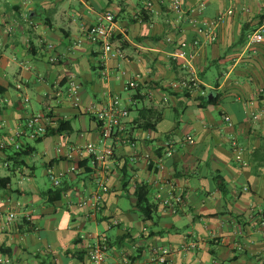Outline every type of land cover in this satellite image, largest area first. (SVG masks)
I'll return each instance as SVG.
<instances>
[{
	"label": "crops",
	"instance_id": "crops-1",
	"mask_svg": "<svg viewBox=\"0 0 264 264\" xmlns=\"http://www.w3.org/2000/svg\"><path fill=\"white\" fill-rule=\"evenodd\" d=\"M183 5L180 18L172 0H0V144L18 142L29 117L49 118L45 136L23 137L28 155L0 149V264H93L86 246L102 237L106 264H264V41H249L264 27V0ZM106 10L125 57L104 58L86 38ZM41 40L55 45L59 63ZM182 42L195 52L191 90L171 86L187 73L172 58ZM70 74L77 107L56 97ZM130 77L140 86L127 88ZM110 93L130 108L133 145L122 136L104 143L95 111ZM86 146L97 149L95 163L78 152ZM51 171L63 173L60 184ZM103 178L100 208L80 205ZM138 183L149 188L151 218L137 207ZM57 189L61 198L50 200ZM170 191L182 195L175 209L162 203ZM10 210L17 217L7 224ZM159 248L169 250L166 262L152 260Z\"/></svg>",
	"mask_w": 264,
	"mask_h": 264
},
{
	"label": "built area",
	"instance_id": "built-area-1",
	"mask_svg": "<svg viewBox=\"0 0 264 264\" xmlns=\"http://www.w3.org/2000/svg\"><path fill=\"white\" fill-rule=\"evenodd\" d=\"M203 4V3H202ZM152 6V2H146L145 8L148 9ZM172 7L177 13L178 17L187 16V10L183 5V0H172ZM142 16H140L141 18ZM223 18V16L221 17ZM220 18V19H221ZM28 19V18H27ZM220 19L216 21L215 24L220 22ZM214 28L211 29V31ZM11 30V28H9ZM201 30V29H200ZM117 25H116V15L111 10L103 11L99 16L97 21L90 25L85 30L86 38L96 45H98L103 52L104 58H119L125 57V53L122 49L120 39L117 37ZM210 32V31H209ZM213 33V32H212ZM212 33H208L209 38ZM249 41L251 44H257L264 41V27L258 31L249 35ZM42 44L45 45L47 50L51 51L49 55V62L57 64L60 62V55L55 51V45L49 41H42ZM201 44L199 39H196L193 42V48L199 47ZM195 52L190 49V44L187 42H182L178 47L173 51L172 58L176 61H181L182 66L187 69V73L184 74L180 80L174 81L171 83L173 88L181 87L185 90H191L198 87V79L192 71V59ZM123 73V72H122ZM122 73L116 74V78H121ZM106 78H110L111 74L107 70H104L103 73ZM140 81L137 78H127L125 80V86L127 88H137L140 86ZM58 96L59 102H64L70 104L71 106L77 107L81 102L80 95V83L77 81L74 74H70L67 83L64 85L63 89L58 91L56 97ZM95 114L102 125V134L105 138L104 143L107 139H112L114 137H123L126 142L133 145L134 142L129 137L127 122L130 116V108L126 105L122 98L115 94H109V99L107 104L95 111ZM229 121V119H227ZM47 121L49 118L46 114H36L29 117L24 125L22 131L16 133V140L18 142L14 143V139L11 138L10 141H5L0 144V149H4L8 146V142L11 146L15 147L16 150L20 149L23 146L22 139L26 137L30 140H38L41 137L45 136L48 132ZM21 141V142H20ZM15 145V146H14ZM236 146V141L234 142ZM81 154L87 152L91 156V161L95 163L98 159V153L95 146H86L77 149ZM175 151L173 143H169L165 154L171 156ZM104 154L109 157L113 154V146L107 144L104 149ZM74 169V167H72ZM63 173H54L50 172L51 180L55 185L60 184V178ZM98 185L100 191L93 193L92 197L87 198L85 201H82L80 205H84L85 202L91 204L92 208L98 209L103 203V194L109 191V186L107 185L106 178L99 179ZM183 202L182 195L174 194L172 191L166 197L162 198V203L166 206H169L172 209H175L176 206L180 205ZM17 217V212L15 210H10L6 214V223L10 224ZM106 250L107 242L106 238L102 237L97 239L95 242H90L86 246V251L89 259L93 264H106ZM152 260L157 262H166L169 255V250L166 248L155 249L153 252Z\"/></svg>",
	"mask_w": 264,
	"mask_h": 264
},
{
	"label": "trees",
	"instance_id": "trees-1",
	"mask_svg": "<svg viewBox=\"0 0 264 264\" xmlns=\"http://www.w3.org/2000/svg\"><path fill=\"white\" fill-rule=\"evenodd\" d=\"M240 39H243V34L241 35ZM213 100L214 99L212 98V99H208L205 101L211 102ZM150 126H152V125H150ZM53 132H55V131H53ZM26 147H27V145H23L20 149L15 150V152H13V154L9 158H14L17 160L19 157H23V156L28 155L30 151ZM4 149H6V148H4ZM4 149H2V150H4ZM123 185H124V187L127 186V181L124 180ZM51 192L52 191H48L49 194H51ZM148 193H149V188L145 183H138L137 184L136 190H135V195L137 197V207L142 212V215L144 218H151L152 212L154 210V205L149 202ZM62 194H63V189H57L54 191V195L51 194L50 200L59 199V198H61Z\"/></svg>",
	"mask_w": 264,
	"mask_h": 264
},
{
	"label": "rangeland",
	"instance_id": "rangeland-1",
	"mask_svg": "<svg viewBox=\"0 0 264 264\" xmlns=\"http://www.w3.org/2000/svg\"><path fill=\"white\" fill-rule=\"evenodd\" d=\"M33 141H34V140H33ZM6 143L8 144L7 147H10V146H11L8 142H6ZM40 170H41V167H38V169H37V174H40ZM47 182L49 183L48 180H47Z\"/></svg>",
	"mask_w": 264,
	"mask_h": 264
}]
</instances>
